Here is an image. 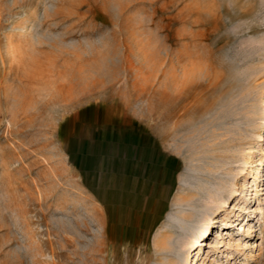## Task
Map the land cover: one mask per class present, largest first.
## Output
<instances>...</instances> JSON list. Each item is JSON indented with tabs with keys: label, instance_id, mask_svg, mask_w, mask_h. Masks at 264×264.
Listing matches in <instances>:
<instances>
[{
	"label": "rangeland",
	"instance_id": "rangeland-1",
	"mask_svg": "<svg viewBox=\"0 0 264 264\" xmlns=\"http://www.w3.org/2000/svg\"><path fill=\"white\" fill-rule=\"evenodd\" d=\"M198 263L264 264V0H0V264Z\"/></svg>",
	"mask_w": 264,
	"mask_h": 264
},
{
	"label": "bare ground",
	"instance_id": "bare-ground-1",
	"mask_svg": "<svg viewBox=\"0 0 264 264\" xmlns=\"http://www.w3.org/2000/svg\"><path fill=\"white\" fill-rule=\"evenodd\" d=\"M217 77L220 79L221 75H219ZM179 87L180 86H178L177 89H180ZM161 102H163V101L161 100ZM145 144H146L145 147H143L141 149H138V151L139 150L140 151L137 152V153L136 152L135 153L131 152L132 147L129 146V148H128V156H127L128 157L127 158V160H128V171H130L132 174H134L135 170L140 169L141 170L140 173L143 174V177H149V178L155 180L154 191L157 194L160 195L161 184L158 183V181H156V180L159 179V175L161 174V171L164 169V167L162 166V164H160V163H162V161L160 160V157L159 156L157 157L156 155L153 154V152L150 149H148L147 142ZM137 163H139L138 166H137ZM229 191H228L229 192L228 196H226L225 198H222V196L220 195L219 199L214 201L215 204L211 207V209H212V212H214L215 215H219L221 212L224 211V209L227 207L229 199H232V198L234 199V198H237V197L242 195L237 190L235 191V190L232 189V190H229ZM217 218H218L217 216H215L213 218L210 217L208 219V223H207V224H209L208 227L204 231H199V230L196 231L195 232L196 233L195 237L190 239V242H189L188 245L190 247L193 246L194 244H198V247L201 246V245H204V242H205V240H204L205 238L204 237H207L209 235V233L212 231L211 229H213L215 227V225L217 223H219ZM202 235H203V237L201 239ZM204 253H205V251H204Z\"/></svg>",
	"mask_w": 264,
	"mask_h": 264
},
{
	"label": "crops",
	"instance_id": "crops-1",
	"mask_svg": "<svg viewBox=\"0 0 264 264\" xmlns=\"http://www.w3.org/2000/svg\"><path fill=\"white\" fill-rule=\"evenodd\" d=\"M135 139V138H134ZM154 193H156L155 191H154ZM157 194V193H156ZM160 196V195H159Z\"/></svg>",
	"mask_w": 264,
	"mask_h": 264
}]
</instances>
